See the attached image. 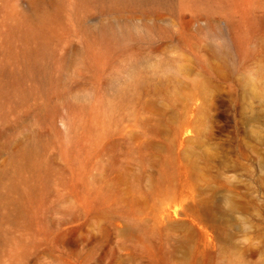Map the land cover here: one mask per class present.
<instances>
[{"label":"rangeland","instance_id":"obj_1","mask_svg":"<svg viewBox=\"0 0 264 264\" xmlns=\"http://www.w3.org/2000/svg\"><path fill=\"white\" fill-rule=\"evenodd\" d=\"M0 264H264V0H0Z\"/></svg>","mask_w":264,"mask_h":264},{"label":"bare ground","instance_id":"obj_2","mask_svg":"<svg viewBox=\"0 0 264 264\" xmlns=\"http://www.w3.org/2000/svg\"><path fill=\"white\" fill-rule=\"evenodd\" d=\"M236 47L235 43L230 41L228 42L226 45L224 44L223 48L221 49L220 53H219V56L221 58H224V59H227L230 52ZM165 214V213H164ZM169 214V212H168ZM172 214L173 215H177V211L176 209L172 211ZM166 215H167V212H166ZM166 218V217H165Z\"/></svg>","mask_w":264,"mask_h":264}]
</instances>
